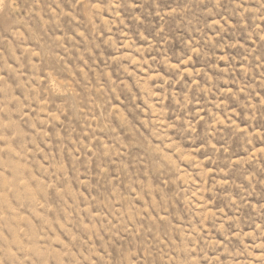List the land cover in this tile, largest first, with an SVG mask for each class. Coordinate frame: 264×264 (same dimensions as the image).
<instances>
[{
  "label": "rangeland",
  "instance_id": "1",
  "mask_svg": "<svg viewBox=\"0 0 264 264\" xmlns=\"http://www.w3.org/2000/svg\"><path fill=\"white\" fill-rule=\"evenodd\" d=\"M0 264H264V0H0Z\"/></svg>",
  "mask_w": 264,
  "mask_h": 264
}]
</instances>
